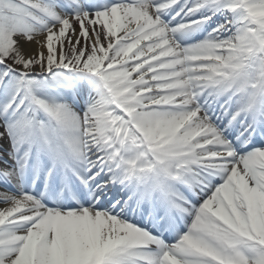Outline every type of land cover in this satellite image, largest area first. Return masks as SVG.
<instances>
[{"label": "snow or ice", "instance_id": "6c2138e0", "mask_svg": "<svg viewBox=\"0 0 264 264\" xmlns=\"http://www.w3.org/2000/svg\"><path fill=\"white\" fill-rule=\"evenodd\" d=\"M0 264H264V0H0Z\"/></svg>", "mask_w": 264, "mask_h": 264}, {"label": "bare ground", "instance_id": "6f19581e", "mask_svg": "<svg viewBox=\"0 0 264 264\" xmlns=\"http://www.w3.org/2000/svg\"><path fill=\"white\" fill-rule=\"evenodd\" d=\"M3 205H0V207H2Z\"/></svg>", "mask_w": 264, "mask_h": 264}]
</instances>
